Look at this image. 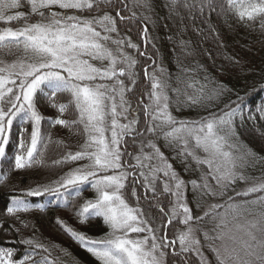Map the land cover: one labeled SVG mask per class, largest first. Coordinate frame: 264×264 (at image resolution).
I'll use <instances>...</instances> for the list:
<instances>
[{"label":"snow or ice","instance_id":"1","mask_svg":"<svg viewBox=\"0 0 264 264\" xmlns=\"http://www.w3.org/2000/svg\"><path fill=\"white\" fill-rule=\"evenodd\" d=\"M22 2L0 0V22H23L20 27L0 28V165H8L13 171L48 168L50 176L47 182H37L35 187L10 197L6 214L19 219L18 214L34 207L43 211V205L29 198L47 197V203L72 211L81 225L102 220L108 231L101 237H89L61 218L56 220L98 264H165V249L169 248L173 255L192 252L201 264H208L195 235L200 229L193 227V223L208 218L213 224L212 234L203 235L217 264H264V210L256 209H264V181L236 192L222 204L210 205L202 216L194 217L185 198V181L156 143L163 138L180 159L191 158L195 163L200 183L195 179L188 182L193 192L201 198L223 197L237 181L249 179L242 170L250 166L253 153L241 152L233 142L234 120L238 115L243 119L244 98L238 97L235 107L226 105L220 114L178 121L169 111L170 81L156 75L163 70L153 68L156 61L130 38L121 36L120 25L136 19L129 0H26L29 13L10 14ZM133 4L150 7L149 0H133ZM180 7L193 16L205 11L230 15L246 27L258 24L264 31V0H169L172 12ZM125 11L131 15H124ZM140 38L145 45L151 42L147 26ZM136 53L152 61L143 66L144 78L151 86V91L141 93L149 101L143 108V129L138 127V114L126 97L132 87L125 80L132 86L137 83ZM198 91L200 95L187 97L190 105L208 107L223 90L214 89L208 95H204L203 87ZM49 108L58 113L54 119L44 115ZM45 120L51 127L59 125L82 136L79 150L46 163L45 153L53 141L44 129ZM17 122V151L9 162L6 149ZM126 137L132 138L134 146L138 144L137 153L126 151ZM125 155L134 163L124 160ZM65 167L67 171H63ZM7 180V174L0 175V184ZM137 186L143 190V197ZM89 189L94 198L76 207V200ZM254 194L259 195L236 200ZM161 197L168 200L167 210ZM142 200L147 207L142 206ZM174 221L185 230L170 240L167 230L169 225L175 226ZM20 223L29 227L26 221ZM20 243L26 246L23 257L14 258L13 248L0 247V264H57L52 249L38 238H22Z\"/></svg>","mask_w":264,"mask_h":264},{"label":"trees","instance_id":"2","mask_svg":"<svg viewBox=\"0 0 264 264\" xmlns=\"http://www.w3.org/2000/svg\"><path fill=\"white\" fill-rule=\"evenodd\" d=\"M149 3L150 7L146 9L139 4L134 5L133 0H129V8L131 12L136 13V19L124 21L120 25V33L121 36L130 38L141 51H146L156 61L153 68L158 66L163 70L156 72L158 77L170 81L168 94L170 97L169 111L172 116L178 121L200 120L211 113H222L226 110V105L235 107L234 102H239L238 97L244 98L243 119L238 115L234 120L233 142L240 146L241 152L251 151L253 153L250 166L242 170L249 179L247 182L237 181L223 197L205 196L201 198L198 193L193 192L188 182L195 179L200 183V172L196 170L195 163L191 158L187 161L180 159L176 151L165 145L163 138L156 140L167 162L187 185L186 198L189 207L193 210V216H202L205 211L209 210L210 205L222 204L229 196L235 197L236 192H239L244 184L264 181V111L260 110L264 107V31L260 30L258 24L251 28L246 27L230 15H218L217 12L209 14L205 11L203 15L197 12L193 16L180 7L174 13L169 8V0H149ZM17 11L29 13L26 0H23L21 7L10 14H15ZM131 12L125 11L123 14L130 16ZM111 14L115 15V11ZM143 16H147L148 19H142ZM22 23V21L11 24L0 22V28L20 27ZM145 26L148 28L151 41L147 45L140 38ZM181 41L184 42L183 46H181ZM127 51L133 52L131 49ZM136 57L139 60L137 83L132 86L125 80V84L132 87V91L126 93V97L130 101L132 111L138 114V127L143 129L145 127L143 108L149 101L147 96H142L141 93L146 90L151 91L150 82L144 78L143 66L145 63L152 64V61L147 60L146 57H139L138 53ZM188 84H192L193 87H188ZM201 87H203L204 95L210 94L214 89L223 91L208 107L200 104L190 105L187 97L200 95L198 90ZM172 89L179 91L174 92ZM44 115L54 119L58 113L49 108L44 111ZM65 118L70 119L71 117L66 116ZM121 122L126 123L127 121L122 120ZM18 127L19 122L13 126L11 142L6 149L9 162L17 151ZM44 129L46 133L51 134L53 141L45 153L46 163L50 164L65 152L79 150L78 145L83 143L82 136L75 135L69 129L59 125L51 127L47 120L44 122ZM126 140V151L137 153L138 144L134 146L131 137H126ZM55 141H62L63 144L58 145ZM124 160L130 161V157L125 155ZM130 162L134 163V161ZM75 166L72 165V167ZM67 170V167L63 169V171ZM4 174H7L8 180L5 184H0V225H2L0 227V247H11L14 249V258H22L26 246L20 243L21 239L36 237L52 249L51 255L53 258H58L57 264H98L95 258L63 232L56 220L58 217L61 218L89 237H101L108 231L102 220L97 223L93 219L81 225L72 211L47 203V197L29 198L35 204L43 205V211L34 207L27 213L18 214L19 219L6 214V208L11 203L10 197L19 195L21 190H26L29 186L35 187L37 182L48 181L50 176L48 168H26L13 171L8 165H0V175ZM210 182L214 184V181ZM160 187L162 190L163 186ZM137 188L143 197V190L139 186ZM94 195L91 189L85 191L76 200L75 206L78 207L85 199L94 198ZM148 195L151 196V193ZM255 195L259 194L247 198L236 197V200L251 199ZM161 201L167 210L168 200L161 197ZM131 202L135 203L134 198ZM142 206L147 207L143 200ZM256 209L257 211L264 210L259 206H256ZM153 211L158 210L154 208ZM21 221H26L29 227H23ZM157 222H159V216ZM173 224L175 226L169 225L167 230L170 240L175 239L177 232L185 227L178 221H174ZM193 227L200 229L196 233L201 239L202 250L208 257V264H217L215 254L203 235V232L212 234V222L205 218L199 224L193 223ZM163 234L162 232L161 235ZM179 248L177 242L175 249L178 253ZM165 252V264H201L199 258L192 252L173 255L171 248L165 249Z\"/></svg>","mask_w":264,"mask_h":264},{"label":"rangeland","instance_id":"3","mask_svg":"<svg viewBox=\"0 0 264 264\" xmlns=\"http://www.w3.org/2000/svg\"><path fill=\"white\" fill-rule=\"evenodd\" d=\"M57 11H59V9H57ZM173 168V167H172ZM176 172V171H175ZM177 173V172H176ZM178 174V173H177ZM178 176L181 178V179H183L179 174H178ZM184 180V179H183ZM255 183H259V182H251V183H246V184H244V186L239 190V192L240 191H243V190H245L247 187H250V186H252L253 184H255ZM185 191V190H184ZM185 198H186V192H185ZM186 200H187V198H186ZM187 202H188V200H187ZM249 219H252L253 217H248ZM185 230V227H183L182 229H181V231H184ZM133 236H135L136 234H132ZM195 235H196V238L197 239H199L200 240V251L203 253V255H204V257L207 259V261H208V257H207V255H206V252L205 251H203L202 250V244H201V239L199 238V235L197 234V233H195ZM257 235H258V237H261V233H257ZM227 243V245H228V247L230 248L232 245H231V242L230 241H227L226 242ZM216 246L217 247H220V242H216ZM221 252H222V254H223V248H221Z\"/></svg>","mask_w":264,"mask_h":264}]
</instances>
